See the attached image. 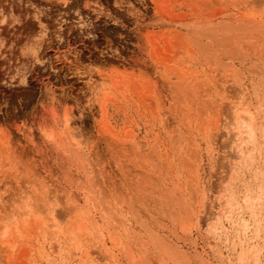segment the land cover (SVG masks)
<instances>
[{
  "label": "rangeland",
  "instance_id": "rangeland-1",
  "mask_svg": "<svg viewBox=\"0 0 264 264\" xmlns=\"http://www.w3.org/2000/svg\"><path fill=\"white\" fill-rule=\"evenodd\" d=\"M0 232V264H264V0H0Z\"/></svg>",
  "mask_w": 264,
  "mask_h": 264
},
{
  "label": "bare ground",
  "instance_id": "bare-ground-1",
  "mask_svg": "<svg viewBox=\"0 0 264 264\" xmlns=\"http://www.w3.org/2000/svg\"><path fill=\"white\" fill-rule=\"evenodd\" d=\"M76 56H77V55H76ZM77 58H78V56H77ZM77 58H76V59H77ZM95 60H96V59H95ZM75 62H76V61H75ZM96 62H97V61H96ZM77 63L79 64V65H78L79 68L81 67L80 64H82V66L85 65V63L83 64V62H82L81 59H79V58L77 59ZM87 63H88V62H87ZM99 63H100V62H99ZM89 64H92V66H93V64H95V62H94V61H90ZM89 64H88L87 66H89ZM66 65H67V64H66ZM95 65H96V64H95ZM90 66H91V65H90ZM90 66H89V67H90ZM89 67H88V69H90ZM85 68H87V67H85ZM94 68H96V67H94ZM89 71H90V70H88V72H89ZM90 72H91V71H90ZM86 74L88 75V73H86ZM86 74H85V73H82V76H83L84 78H86ZM88 77H89V76H88ZM88 77H87V78H88ZM87 78H86V79H87ZM89 79H90V78H89ZM90 80H91V79H90ZM87 81H88V80H87ZM89 82H90V81H89ZM87 83H88V82H87ZM85 84H86V83H85ZM84 86H86V85H84ZM92 86H93V85H92ZM72 88H73V87H72ZM88 89H89V88H88ZM70 91H71V90H70ZM72 91H73V90H72ZM40 100H41V99H40ZM241 112H243V111H241ZM241 114H242V115H241V119H239V120H240V121H239L240 123L236 126L235 129H236L237 131H239V129H241V127L245 126V127H247V128L250 130V129H251V126H250V123L248 122V121L250 120V118H249V120H246V119H245L246 117H245V118L242 117V116H243V113H241ZM238 118H239V116H238ZM238 118H237V120H238ZM251 124H252V123H251ZM67 127H68V124H66V127H65V128L67 129ZM66 129H65V130H66ZM65 130H64V131H65ZM251 130H252V129H251ZM66 131H68V130H66ZM66 131H65V132H66ZM68 132H69V131H68ZM66 133H67V132H66ZM236 133H237V132H236ZM67 134H68V133H67ZM67 134H66V135H67ZM74 134H75V133H74ZM251 134H252V133H249V134H247V136H246V135H245V136H246L247 138L250 139V138H252V135H251ZM47 136H48L49 138H51L52 135H51V133H50V134H48ZM73 136H74V135H73ZM70 137H71V136H70ZM72 138H73V137H72ZM243 138H245V137H243ZM74 139H75V138H74ZM242 140H243V139H242ZM242 148H243V147H241V150H239V151H242V150H243ZM242 153H243V151H242ZM239 154H241V153H239ZM217 213H218V212H217ZM219 214H220V213H218V215H219ZM215 215H216V214H215ZM218 215H217V217H218ZM77 218H78V217H77ZM85 218H86V217H85ZM87 218H88V217H87ZM90 218H91V217H90ZM215 218H216V216H215ZM80 219H81V218H80ZM88 219H89V218H88ZM54 220H55V219H54ZM75 220H76V219H75ZM77 221H78V220H77ZM83 221H84V220H83ZM54 222H55V221H54ZM77 223H78V222H77ZM79 224H80V223H79ZM79 224H77V225H79ZM74 225H75V224H74ZM84 225H85V224H84ZM84 225L82 224V226H84ZM50 226H51V224H50ZM75 226H76V225H75ZM51 227H52V226H51ZM72 227H73V226H72ZM78 227H79V226H78ZM80 227H81V225H80ZM76 228H77V227H76ZM82 228H83V227H82ZM78 229H79V228H78ZM80 229H81V228H80ZM76 230H77V229H75V231H76ZM81 230H82V229H81ZM2 231H3V230H2ZM71 231H72V230H71ZM73 231H74V230H73ZM78 231H79V230H78ZM78 231H77V232H78ZM77 232H76V233H77ZM79 232H81V231H79ZM1 233H2V232H0V234H1ZM77 234H78V233H77ZM1 235H2V234H1ZM3 235H4V236H2V237H5V231H4ZM70 235H71V234H70ZM71 236H72V235H71ZM73 238H74V236H72V239H73ZM74 240H75V238H74Z\"/></svg>",
  "mask_w": 264,
  "mask_h": 264
}]
</instances>
